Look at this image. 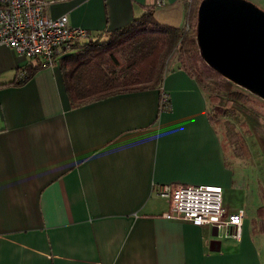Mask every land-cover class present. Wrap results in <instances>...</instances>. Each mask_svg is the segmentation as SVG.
I'll return each instance as SVG.
<instances>
[{"label":"crops","instance_id":"crops-1","mask_svg":"<svg viewBox=\"0 0 264 264\" xmlns=\"http://www.w3.org/2000/svg\"><path fill=\"white\" fill-rule=\"evenodd\" d=\"M43 1L46 16L65 15L90 37L152 6L160 23L181 27L189 8L188 0ZM59 60L22 83L18 74L39 60L0 46V264H262L245 213L240 240L219 245L209 228L163 217L168 202L155 186L224 193L233 184V160L194 80L166 74L169 112H159L158 90L71 108Z\"/></svg>","mask_w":264,"mask_h":264},{"label":"trees","instance_id":"trees-1","mask_svg":"<svg viewBox=\"0 0 264 264\" xmlns=\"http://www.w3.org/2000/svg\"><path fill=\"white\" fill-rule=\"evenodd\" d=\"M197 1L187 3L188 30L185 23L181 27L160 23L155 17L156 6H152L124 27L73 41L70 44L73 53L59 60L69 105L77 108L113 96L148 90L162 93L166 74L182 71L194 80L205 97L208 120L219 136L226 158L231 156L234 165L233 156L248 159L251 155L243 136H236L241 152L237 154L231 148L229 136L234 134L235 125L225 120L228 117L240 124L237 125L245 135L253 137L264 159V117L259 116L257 109L262 108L264 112V103L253 100L255 98L240 88L233 90V84L207 67L199 57L195 41ZM175 54L177 58L170 68L169 59ZM38 67L27 69L26 80ZM158 110L163 112L159 104ZM258 188L261 204L256 218L250 220L252 235H264V187Z\"/></svg>","mask_w":264,"mask_h":264},{"label":"built area","instance_id":"built-area-1","mask_svg":"<svg viewBox=\"0 0 264 264\" xmlns=\"http://www.w3.org/2000/svg\"><path fill=\"white\" fill-rule=\"evenodd\" d=\"M68 1V0H61ZM264 4V0H260ZM193 0H188L189 5ZM161 4V1H157ZM43 0H0V46L11 49L25 60H39V68H50L63 56L73 53L70 44L89 37L79 27L69 25L67 16L49 18L43 9ZM189 14V8H188ZM188 30V22L185 23ZM23 70L17 81L26 79ZM160 109L171 108L169 96L161 93ZM156 195L168 202L163 217L171 221H182L195 227L216 228L217 236L233 241L240 240L244 212L237 209L227 212L223 207V189L219 186L167 184L154 187Z\"/></svg>","mask_w":264,"mask_h":264},{"label":"water","instance_id":"water-1","mask_svg":"<svg viewBox=\"0 0 264 264\" xmlns=\"http://www.w3.org/2000/svg\"><path fill=\"white\" fill-rule=\"evenodd\" d=\"M195 41L207 67L264 102L263 10L246 0H200ZM210 235L217 237L216 228Z\"/></svg>","mask_w":264,"mask_h":264},{"label":"rangeland","instance_id":"rangeland-1","mask_svg":"<svg viewBox=\"0 0 264 264\" xmlns=\"http://www.w3.org/2000/svg\"><path fill=\"white\" fill-rule=\"evenodd\" d=\"M246 1L253 3L254 5H256L261 10L264 11V4L260 0H246ZM199 2L198 1L196 2L197 3L196 4L197 6L195 7L196 10H197ZM193 5H195V2ZM156 16L159 17V14ZM170 24L174 25L178 23L171 22ZM176 58H177L176 54L170 57L169 62H168V65H170V68L173 66L172 61L175 60ZM237 88L238 87L235 86L233 90H238ZM244 92L247 93L246 91ZM160 97H161V92L159 93L158 103H160ZM252 97L255 98L253 100L258 99L254 96ZM170 109L171 108H168V112L170 111ZM257 109L259 110V116L263 118L264 117L263 109L262 108H257ZM236 116L238 118V115ZM225 120H228L232 122L233 125H235L234 134L229 136L231 143H232L231 148H233L237 154L238 152L240 153L241 150L239 148V142L237 141L238 138H236V136L238 135L241 137L243 136L251 155H250V158L248 159L243 158V157L233 156V159L235 160L234 166H233V184L231 185L230 188H227L224 190L223 207L227 209V212L236 211L237 209L241 208L243 209V212L246 214L247 217L251 219L254 217L256 218V215H255L256 210L261 204L260 202L261 197L259 194L258 186L260 188L261 186L264 187V159L259 153L258 147L253 137L245 135L243 129L237 125L239 123H237L235 120L228 118V117L225 118ZM238 121H241V119L239 118ZM208 233L210 237V230H208ZM263 237L264 235H256L253 239L254 243L256 244L258 248L260 259L262 260V264H264V248H262L261 250V248L258 247V244H259V238H263ZM212 240L220 241L222 243L233 242V241H229L231 239L224 238L223 232H219L218 236L215 238H212Z\"/></svg>","mask_w":264,"mask_h":264}]
</instances>
